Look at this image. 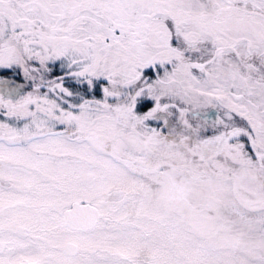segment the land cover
<instances>
[{"label":"snow or ice","instance_id":"snow-or-ice-1","mask_svg":"<svg viewBox=\"0 0 264 264\" xmlns=\"http://www.w3.org/2000/svg\"><path fill=\"white\" fill-rule=\"evenodd\" d=\"M0 264H264V0H0Z\"/></svg>","mask_w":264,"mask_h":264}]
</instances>
